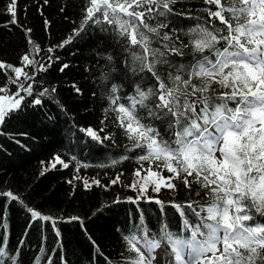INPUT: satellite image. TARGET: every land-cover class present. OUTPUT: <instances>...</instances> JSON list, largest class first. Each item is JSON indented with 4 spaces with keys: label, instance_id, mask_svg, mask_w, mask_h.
I'll use <instances>...</instances> for the list:
<instances>
[{
    "label": "snow or ice",
    "instance_id": "snow-or-ice-1",
    "mask_svg": "<svg viewBox=\"0 0 264 264\" xmlns=\"http://www.w3.org/2000/svg\"><path fill=\"white\" fill-rule=\"evenodd\" d=\"M179 2L89 0L80 26L56 46L71 43L87 27L100 25L105 31L107 25L129 53V69L134 74H150L153 84L146 90L137 84L133 94L122 98L113 86L109 98L118 126L131 142L130 150H142L136 160L145 175L141 177V169H137L134 176L138 179L126 185L137 193L135 198H128L130 202L138 204L141 198L154 202L163 217L168 215L166 204L148 195L149 186L154 193L162 188L175 192L177 185L172 181L177 180L189 192L193 184L204 192L201 197V191H196L199 200L168 202L167 206L175 210L172 217L180 218L176 231L163 219L157 229H150L141 213L130 234L123 236L126 251L131 254L123 258L124 264H264V0H204L205 5H215V10L203 9L209 19L188 28L187 42L176 35V28L169 27L170 16L193 19L185 12L174 11ZM7 11L12 16L9 23L17 24L16 0H9ZM216 20L223 27L215 26ZM44 23L47 27L48 21ZM25 31L27 34L31 29ZM28 43L33 41L29 38ZM40 50L34 47L37 54ZM185 55L192 56L188 65L174 64L170 59ZM30 56L31 53L22 56L21 67L0 62V69L8 68L14 73L8 82L17 86L15 92L0 87V126L25 107L42 105L39 97L49 94V89L44 88L25 104L26 96L34 94L32 84L26 82L35 79V74L25 69L36 64L38 71H47L54 59L47 57L46 67ZM106 59L111 62L113 58L107 55ZM161 66H166V76ZM67 67L62 65L60 71ZM72 87L80 92L75 85ZM148 121L164 123L170 138L165 139ZM78 131L94 142L109 139L101 138L92 127ZM118 162L113 160L112 164ZM142 162H148L146 169ZM57 164L69 167L59 156L50 166L56 168ZM81 166L88 165L78 164L77 173ZM165 170L171 175L164 176ZM122 175L119 173L105 189L117 184ZM92 184L100 186V181L89 183L84 178L86 189ZM0 196L8 198L6 204L17 201L23 205L11 191ZM24 207L32 221H50L56 236H60L57 219ZM4 227L0 223V228ZM18 255V251L11 253L6 239L0 241V264H17Z\"/></svg>",
    "mask_w": 264,
    "mask_h": 264
},
{
    "label": "trees",
    "instance_id": "trees-1",
    "mask_svg": "<svg viewBox=\"0 0 264 264\" xmlns=\"http://www.w3.org/2000/svg\"><path fill=\"white\" fill-rule=\"evenodd\" d=\"M8 3L9 0H0V62L21 67L22 56L31 53V59L47 67V57L54 59L47 71H38L36 64L25 69L35 74L34 80L26 82V85L32 84L34 94L26 96L25 104L47 88L49 94L39 97L42 105L25 107L0 126L3 133L0 135V193L11 191L23 201V205L17 201L6 204L8 198L0 196V223L5 225L0 228V241L7 240L12 254L18 251L17 264H37V258L38 264H124L123 258L131 254L126 251L123 236L130 234L141 213L150 229H157L163 219L176 231L180 218L172 217L175 210L167 206L168 202L199 200L204 192L196 184L189 192L177 180L172 181L177 185L175 192L162 188L154 193L149 188L148 195L166 204L168 215L163 217L154 202H145L143 198L138 204L130 202L128 198H135L137 193L126 185H131L134 172L141 169L136 157L142 150H130L131 142L118 126L117 113L111 110L109 98L113 86L122 98L133 94L137 84L146 90L153 84L150 74H134L129 69V53L107 25H104L105 31H101L100 25L87 27L71 43L56 47L80 26L89 0H47V3L45 0H16L17 24L9 23L12 16L7 11ZM205 7L215 10V5H205L204 0H180L174 11L185 12L193 19L170 16L169 27L176 28V35L187 42L188 28L209 19L203 11ZM214 24L223 27L218 20ZM26 29L31 32L26 34ZM29 38L32 44L28 43ZM35 46L41 49L38 54ZM50 47L54 49L51 53L47 51ZM107 55L112 56L111 62L106 59ZM170 59L174 64L188 65L192 56ZM64 64L68 67L60 71ZM164 67L160 70L166 76ZM11 77H14L11 69H0V87L15 92L17 86L8 82ZM73 85L80 89L79 93ZM52 88L56 89L54 93ZM120 102L126 103V100ZM148 122L158 128L165 139L170 138L164 123ZM81 127H92L101 138L108 136L109 139L94 142L78 131ZM56 156L69 167L57 164L56 168H51L50 162H54ZM123 156L129 158L124 160ZM113 160L119 162L113 165ZM142 163L146 169L148 162ZM78 164L88 166H81L77 173ZM101 164L106 166H98ZM119 173H123L119 182L106 190L104 186ZM163 175L171 174L165 170ZM84 178L89 183L99 180L100 186L92 184L86 189ZM198 190L201 197L195 195ZM117 199L119 203H115ZM24 205L57 219L60 236H56L50 221H32ZM71 217L79 220H70Z\"/></svg>",
    "mask_w": 264,
    "mask_h": 264
},
{
    "label": "rangeland",
    "instance_id": "rangeland-1",
    "mask_svg": "<svg viewBox=\"0 0 264 264\" xmlns=\"http://www.w3.org/2000/svg\"><path fill=\"white\" fill-rule=\"evenodd\" d=\"M167 172V171H166ZM168 173V172H167ZM145 175V172H141V177H143ZM165 176V175H164ZM167 177V176H166ZM135 179H138L137 177H135ZM149 188H151V186H149ZM160 253H157V256L159 257ZM168 259H171V257H167Z\"/></svg>",
    "mask_w": 264,
    "mask_h": 264
}]
</instances>
